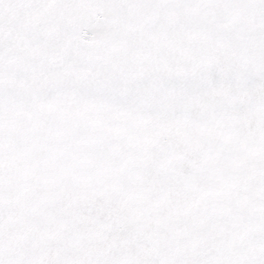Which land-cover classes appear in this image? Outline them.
Here are the masks:
<instances>
[{
	"label": "snow or ice",
	"instance_id": "6c2138e0",
	"mask_svg": "<svg viewBox=\"0 0 264 264\" xmlns=\"http://www.w3.org/2000/svg\"><path fill=\"white\" fill-rule=\"evenodd\" d=\"M0 264H264V0H0Z\"/></svg>",
	"mask_w": 264,
	"mask_h": 264
}]
</instances>
